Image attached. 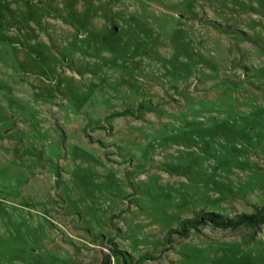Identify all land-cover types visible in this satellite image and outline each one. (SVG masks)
Returning a JSON list of instances; mask_svg holds the SVG:
<instances>
[{
  "label": "rangeland",
  "instance_id": "1",
  "mask_svg": "<svg viewBox=\"0 0 264 264\" xmlns=\"http://www.w3.org/2000/svg\"><path fill=\"white\" fill-rule=\"evenodd\" d=\"M218 209L264 216V0H0V264H264Z\"/></svg>",
  "mask_w": 264,
  "mask_h": 264
},
{
  "label": "trees",
  "instance_id": "2",
  "mask_svg": "<svg viewBox=\"0 0 264 264\" xmlns=\"http://www.w3.org/2000/svg\"><path fill=\"white\" fill-rule=\"evenodd\" d=\"M218 210H221V211H215V210H210L207 214L209 216H212V219L217 223V224H220V225H235L237 224L238 222L240 221H246V222H249L250 224H253V223H256V222H264V216H258L257 214H253V213H243V214H240L238 215V219H232V218H229V219H224L223 216V210L222 209H218ZM213 216H219L220 218H215ZM183 231H186V229H183ZM108 263L110 262L109 260H106Z\"/></svg>",
  "mask_w": 264,
  "mask_h": 264
}]
</instances>
